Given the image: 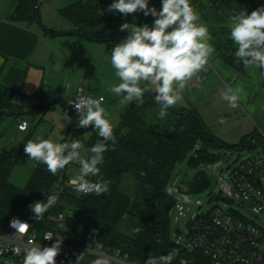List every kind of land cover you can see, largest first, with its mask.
<instances>
[{"label": "trees", "instance_id": "trees-1", "mask_svg": "<svg viewBox=\"0 0 264 264\" xmlns=\"http://www.w3.org/2000/svg\"><path fill=\"white\" fill-rule=\"evenodd\" d=\"M16 10L11 19L26 24L40 23L36 0H16ZM111 0H78L58 11V13L73 27L71 33L79 38L102 42L111 50L119 42L121 35L110 38L107 28L113 22L99 16L103 6ZM220 0H208L215 6ZM254 8L264 5V0H251ZM150 6V1H149ZM114 15V14H113ZM152 16L143 13L124 16V23L143 25ZM116 21L121 22L116 18ZM54 34L55 32H49ZM222 61L238 72L244 68L238 59L237 65L225 55L219 56ZM15 92L0 85V122L6 116H12L17 122L22 114H30L36 110L46 112L52 109L53 100L42 92L34 97L47 98L42 104H37L28 111L13 103ZM155 92H148L144 96V104L137 106L133 101L121 118L120 126L113 131L116 138L115 145L111 141H103L91 127H78V116L73 115L66 108L65 111L77 119V133L61 139L58 143L82 141V134L90 130V136L85 142V148H91L95 143H107L108 151L104 153V163L101 165L103 178L109 181V190L101 195H75L64 186L62 181L67 179L68 166L64 170L52 175L46 165L35 161L30 178L23 188H17L9 182L26 140L17 147L4 149L0 153V233L5 229L12 217H19L30 224L38 233L50 230L54 225L57 214L72 209L74 228L84 233H94L98 241L106 248L120 250L131 260L143 261L149 256L167 255L172 247L170 240V213L176 202L174 196L165 192L170 186L171 177L176 165L184 158L189 157V164L197 166L201 163L215 162L219 155L210 151L212 148H229L245 150L254 148L252 141L258 134L243 136L236 145L229 146L209 133L200 117L194 112L176 113L178 123L169 134L159 133L147 128L143 114L147 109H159L154 101ZM64 107V105H63ZM252 138L250 142L249 139ZM130 177L134 182L133 196L122 191L124 177ZM95 182L97 177H90ZM190 186L197 193L208 187L207 176L199 172L190 181ZM59 192L57 204L51 207L42 220L33 219L30 205L45 201L49 193ZM131 216L138 224L139 229L135 236L128 237L119 231L121 222ZM159 241V242H158ZM196 254V253H195ZM183 254L185 260L193 262L195 259ZM198 256V253L196 254ZM95 260L87 258L82 264H92Z\"/></svg>", "mask_w": 264, "mask_h": 264}, {"label": "clouds", "instance_id": "clouds-1", "mask_svg": "<svg viewBox=\"0 0 264 264\" xmlns=\"http://www.w3.org/2000/svg\"><path fill=\"white\" fill-rule=\"evenodd\" d=\"M107 11L123 16L143 13L144 16L151 15L154 18L152 26L127 22L120 25V31L128 34L115 43L110 59L119 83L111 85L108 90L125 101H135L137 106L144 104L146 93L154 91V101L159 105L158 115L160 118L166 117L168 109L182 100L181 91L201 71L206 70L209 58L216 51L210 43L212 38L208 27L201 22V16L192 6L191 0H161L159 10L155 6L149 7V0H113ZM230 38L236 45L235 56L244 67H255L264 76V5L251 13L244 10L233 15ZM142 83L155 87H142ZM64 87L68 91L71 85L65 84ZM241 91L240 88L229 87L222 93V99L231 108H238ZM103 102L104 96L93 98L81 88L71 104L78 115V127H91L103 141H111L115 145L113 126L108 112L102 106ZM22 127L26 129L27 123ZM24 151L29 159L46 165L52 175L64 170L70 163L78 164L79 171L71 180L78 192L101 195L109 190V181L103 178L100 167L104 163V153L108 151L107 143L97 142L85 149L79 140L57 143L37 136L27 140ZM82 151L88 155H82ZM90 177L98 179L93 182ZM165 192L179 198L174 187L166 186ZM59 195V192L49 193L45 201L30 205L33 219L42 220L44 214L57 204ZM10 226L22 232L27 229L28 223L14 219L10 221ZM50 238L52 234H46L45 239ZM60 244L61 239L55 240L48 247L29 241L23 248L21 264H56ZM178 254V249H172L167 255L159 257V260L171 264ZM82 256H78L76 264H79ZM92 264H110V260L102 257L93 260ZM180 264H188V261L181 259Z\"/></svg>", "mask_w": 264, "mask_h": 264}, {"label": "rangeland", "instance_id": "rangeland-1", "mask_svg": "<svg viewBox=\"0 0 264 264\" xmlns=\"http://www.w3.org/2000/svg\"><path fill=\"white\" fill-rule=\"evenodd\" d=\"M78 0H36L37 12L40 23L44 26L53 25L58 29H63L62 24L72 26L58 13V11ZM150 6H155L157 10L161 7V0H149ZM110 2V1H109ZM192 6L201 16V22L206 24L211 35L210 43L215 47L216 51L209 58L206 70L198 74L200 82L197 85L190 83L181 91L182 100L174 107L168 109V114L164 118L158 115L159 109H147L143 114V120L147 128L150 130L169 134L178 123L176 113H185L194 111L202 120L205 129L220 139L225 144L232 146L240 142L243 136L251 134L264 133V80L260 75L259 69L255 67L243 68L241 72H237L233 66L225 64L219 57L220 54L231 58L237 65V57L235 56L236 45L230 38L231 17L241 11L247 10L248 13L253 11L254 5L251 0H220L215 6H212L208 0H191ZM118 18L119 21H116ZM154 18L151 17L145 24L152 26ZM110 21L113 26L107 28L110 38L121 35L119 42L128 34L120 31V25L124 23V16L114 13ZM113 36V37H112ZM107 75V74H106ZM197 77V78H198ZM195 78L194 80H196ZM104 82L99 88L100 94L104 96L105 103L103 107L108 112V118L113 126V131L121 124V118L129 108L132 102H128L111 93L108 89L111 85L119 83L115 74L113 77L105 76ZM147 86L154 89V85ZM229 87L240 88L239 93L241 99L238 108H231L227 101L222 99V93L226 92ZM154 92V91H151ZM231 94V93H229ZM47 101V98L41 97L38 104ZM250 109H252L250 111ZM27 124L26 132L20 133L17 129L16 122L12 116H6L0 122V153L4 149L19 146L24 140L35 139L37 136H43L52 142H59L66 136L70 137L77 133V119L71 113L66 112L59 101L53 105L51 110L46 112L36 110L33 113L23 115L21 117ZM225 118L224 124L219 123V119ZM90 136V130L84 131L82 141L84 148L85 142ZM255 137L252 141L254 148L245 150H234L229 148H212L211 153L219 155V158L209 164H199L192 166L189 164V157L179 162L172 174L170 186L177 190L179 198L177 200H186L187 205H191L195 210V200H200L203 204V210H207L205 206L208 190H204L192 196L182 194L178 188L188 185L191 179L199 172L205 173L206 176L211 174L213 165L218 164L216 170L223 171V177L242 163L246 158L251 156L257 150L264 147L261 140L258 142ZM102 143V142H101ZM96 144V143H95ZM94 144V145H95ZM86 149V148H85ZM82 155L87 156L88 153L82 151ZM35 161L28 158L25 151L21 153L13 171L9 176V182L17 187L26 186L30 175L34 169ZM79 171V165L71 163L68 166L67 177L73 179ZM134 182L130 177L125 176L122 191L133 196ZM218 206L225 210L232 209L242 215L249 217L250 211L247 207L241 206L239 201L233 203H225L221 200L215 202ZM73 210L65 211L68 217L67 222L74 220ZM174 213H170V240L185 243L187 239V231L185 223H176L173 221ZM139 226L133 221L131 216L126 217L121 222L119 231L128 237H133L138 232Z\"/></svg>", "mask_w": 264, "mask_h": 264}, {"label": "built area", "instance_id": "built-area-1", "mask_svg": "<svg viewBox=\"0 0 264 264\" xmlns=\"http://www.w3.org/2000/svg\"><path fill=\"white\" fill-rule=\"evenodd\" d=\"M112 2L113 0L102 7L99 12L101 18L108 20L113 16V12L107 11ZM199 82L198 77L191 83L197 85ZM74 99L70 98L64 106L73 115L78 116L71 104ZM225 122V118L219 119V123ZM24 123L22 120L17 121L18 131H27L28 124L25 129L22 127ZM260 137L264 143V133H261ZM217 166L218 164L213 165L211 174L208 175L215 177V187L210 191L208 183L205 203L207 210H203L200 200L194 201L195 210H192L191 205H187V199H176L172 207L173 221L185 223L187 239L185 243L171 240L170 251L179 250L178 256L171 264H180L181 259H184L183 254L188 255L187 259L197 257L193 262L187 260L188 264H264V147L246 158L224 177L221 169L216 170ZM71 180L69 178L63 180L62 186L77 196L84 194L75 190ZM178 190L187 196L204 191L196 193L190 184L180 186ZM217 200L225 203L239 201L241 206L249 209L250 215L246 217L235 210H225L215 203ZM14 219L26 222L19 217H12L0 233V264H21L23 248L29 241L48 247L57 239H61V244L56 264H76L81 254L83 256L79 264L89 257L94 259L107 257L110 264H164L159 260L161 256H149L143 261H135L120 250L104 247L94 233L86 234L81 229L74 228L73 221L67 222L68 217L65 213L57 214L53 227L42 233L32 229L29 223L25 231L18 232L16 228L10 226V221ZM48 233L52 234V238L45 239ZM195 253H198V256ZM150 257L152 259H149Z\"/></svg>", "mask_w": 264, "mask_h": 264}, {"label": "crops", "instance_id": "crops-1", "mask_svg": "<svg viewBox=\"0 0 264 264\" xmlns=\"http://www.w3.org/2000/svg\"><path fill=\"white\" fill-rule=\"evenodd\" d=\"M16 5L14 0H0V85L15 92L13 103L28 111L38 104L34 94L42 92L53 105L60 101L63 106L81 88L93 98L102 96L103 78L115 74L111 50L102 42L73 35L65 24L63 29H43L39 23L15 22L11 17ZM23 115L19 120L24 121Z\"/></svg>", "mask_w": 264, "mask_h": 264}, {"label": "water", "instance_id": "water-1", "mask_svg": "<svg viewBox=\"0 0 264 264\" xmlns=\"http://www.w3.org/2000/svg\"><path fill=\"white\" fill-rule=\"evenodd\" d=\"M259 71H261V70H259ZM262 71H264V69H262ZM262 80H264V76H262ZM185 113H187V112H185ZM249 141L251 142L252 138H250ZM207 181L209 183L210 191H213L214 187H215V177L214 176H208L207 177Z\"/></svg>", "mask_w": 264, "mask_h": 264}]
</instances>
